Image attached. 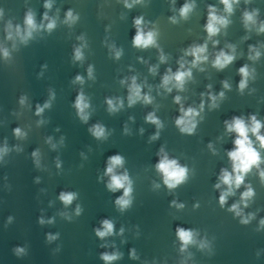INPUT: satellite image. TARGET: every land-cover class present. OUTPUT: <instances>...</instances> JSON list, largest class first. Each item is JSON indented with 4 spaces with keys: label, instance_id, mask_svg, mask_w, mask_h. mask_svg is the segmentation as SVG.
Listing matches in <instances>:
<instances>
[{
    "label": "water",
    "instance_id": "95a60500",
    "mask_svg": "<svg viewBox=\"0 0 264 264\" xmlns=\"http://www.w3.org/2000/svg\"><path fill=\"white\" fill-rule=\"evenodd\" d=\"M185 2L195 4L186 20L179 16ZM45 3H50L51 8L46 9ZM128 3L133 5L131 9L124 6V0H0V148L8 149L0 159V264H105L100 259L102 252L122 254L112 264H264V226L260 224L264 220V181L260 177V171H264V148L251 133L249 137L261 156L259 167L253 166L246 174L244 183L228 196L224 207L219 204V195L227 186L214 187L221 169L232 171L227 152L234 148L236 134L227 132L224 121L241 116L248 122L250 115H256L264 124V32H258L264 22V0H239L233 4L231 15L224 11L220 0ZM209 5L216 8L217 15L230 21L211 40L204 27ZM69 9L79 17L71 25L65 23ZM29 10L36 24L45 27L33 31L23 43L15 26L19 25L23 32ZM253 10H258L256 23L246 28L243 13ZM45 13L56 21L51 32L46 29ZM138 16L144 18L145 31L158 32L159 48L133 47V20ZM173 16L177 23L170 21ZM9 22L13 25L12 39L7 38ZM213 41L218 43L214 46ZM205 42L209 59L191 69L192 77L186 80L183 91L173 88L169 93L160 87L167 69L175 72L179 67L177 61L184 50ZM113 45L122 50L119 59L115 58ZM229 45L234 47L236 58L223 70H217L212 66L215 54L221 49L233 54ZM250 46L260 52L258 59H249L254 55ZM75 47H81V61L74 60ZM4 49L10 54L7 59ZM161 51L167 57L164 63L159 59ZM184 59L189 62L186 67H190L193 58ZM245 64L254 70V78L249 79L241 94L238 70ZM89 65L93 66L94 79L88 78ZM153 66L157 69L155 74L149 71ZM77 74L84 77L83 84L72 83ZM132 76L142 86V95L153 98L151 104L141 101L128 106ZM121 80L126 83L122 85ZM223 81L229 83L230 89L223 87ZM50 90L55 94L51 107L37 116L36 105L43 106L50 99ZM80 91L90 104L86 124L73 107ZM221 91L225 96L218 98L219 107L210 108L208 93L218 96ZM176 96L181 97L185 108L199 110L201 100L204 101L193 135L181 134L175 125L180 114V105L174 102ZM106 97L119 98L123 108L110 114ZM149 112H155L163 124L154 141L150 137L157 128L145 122ZM96 123L105 127L106 139L98 140L89 133L88 129ZM16 127L25 133L21 138L13 134ZM161 147L170 159L189 169L186 182L172 191L155 168ZM34 151L39 153V166L32 156ZM115 154L125 160L117 173L126 170L133 182L132 204L123 212L114 203L122 190L110 192L106 188L107 176L98 180L103 176L107 158ZM248 186L254 196L247 207H240L245 217L251 214L252 218L242 224L241 217L228 208L240 203ZM61 191L75 192L77 198L65 207L59 200ZM173 200L184 207L170 206ZM195 204L199 207L194 208ZM77 205L82 208L79 216ZM62 214L72 219H65ZM40 217L53 223L41 225ZM103 219L114 223V234L101 240L94 229L101 226ZM177 227L195 230L197 244H190L181 252ZM121 228L123 234H119ZM57 233V239L47 240L48 234ZM201 241L207 246L200 248ZM16 247L25 248L26 254L15 255ZM133 249L137 259L130 256Z\"/></svg>",
    "mask_w": 264,
    "mask_h": 264
},
{
    "label": "clouds",
    "instance_id": "9594fccd",
    "mask_svg": "<svg viewBox=\"0 0 264 264\" xmlns=\"http://www.w3.org/2000/svg\"><path fill=\"white\" fill-rule=\"evenodd\" d=\"M136 3L141 2V0H135ZM220 2L224 5V11L229 15L233 12V4L238 3L239 0H220ZM124 6L126 8L131 9L133 7L132 4L128 3V0H124ZM44 7L46 9L51 8L50 3H45ZM195 8L194 3L185 2L179 9V16L181 19H187L189 14ZM258 14V10H253L252 12L245 11L243 13V19L245 27L248 28L250 24L254 25L256 23V16ZM2 15V12H0ZM79 17L74 15L73 11L69 9L66 12L65 23L69 25L73 24L78 20ZM44 20H47L48 23L46 25V29L51 32L56 27L55 19H51L48 17L47 13L44 14ZM170 21L172 23H177L176 17H170ZM230 21L226 16L217 15V10L214 6L209 5L208 7V15H207V22L205 24V31L207 32L208 39L211 40L212 37L218 35L221 31V28H226ZM25 29L21 30L20 26H15V33L20 38L21 42L26 43L28 39L32 37L33 31L38 30V28H43L45 25H37L34 19L33 13L29 10L24 19ZM144 18L143 16L135 17L133 20V26L135 28V34L132 39V45L138 49H147L149 47H157L159 45L157 43V36L158 32L156 30H148L145 31L144 29ZM12 29L13 25L9 22L6 26L7 31V38L12 39ZM258 32H264V22H261ZM78 39H83V37H78ZM218 43L217 41H213V44ZM114 49V45L112 46ZM232 48V53L229 54L224 50H220L215 54V58L212 61V66L217 70H223L228 65H230L235 60V49L233 46L229 45ZM115 58L119 59L122 55V50L114 49ZM250 52L254 53V55H250L249 59L255 60L260 57V52L250 46ZM207 53V42L204 44H193L189 46L186 50H184L183 56L177 61L179 67L175 72L172 71L171 68H168L166 73L162 76L161 85L160 87L164 88L167 92H171L173 88L177 90L183 91L184 85L186 80L191 79L192 77V68L199 67L200 64L207 62L209 57ZM3 55L7 59L9 58L10 54L7 49L3 50ZM191 56L193 59L190 62V67H186V64L189 62L184 59V57ZM83 59V52L81 47H75L74 49V60L81 61ZM160 62H166L167 57L161 51L160 54ZM156 67L153 66L149 69V71L153 74L156 72ZM203 68H200V71H203ZM239 75L241 79L238 84V89L241 94H243L244 90L248 86V81L250 78H254V70L249 69V66L245 64L244 66L239 68ZM94 69L92 65H89L87 69V75L89 79H94L93 75ZM131 83L128 85V92L129 95L127 97L128 106L132 107L137 102H143L144 104H151L153 98L149 94L142 95V86L136 82V77L132 76ZM84 77L77 74L72 81V83H80L83 84ZM120 83L123 85L126 83V80H121ZM223 87L225 89H230V85L227 81L222 82ZM211 88V85L208 86ZM54 93L50 90V99L45 101L43 106L40 104L36 105V112L37 116H40L45 109L51 107V100L54 99ZM203 93L201 96L203 97ZM225 93L221 91L218 96L213 95L211 92L208 93V99L211 101L209 107L210 108H217L219 107L217 100L218 98H224ZM25 102V97L20 98V103L23 105ZM174 102L180 105L179 108V115L175 119V125L178 128L179 132L183 135H193L197 128V117H200V113L204 109V101L201 100L199 110L195 107H187L185 108L181 103V97L176 96L174 97ZM105 103L107 104V110L110 114L118 112L121 108H123V101L119 98H105ZM73 107L76 109L77 115L81 122L87 123L90 118V113L87 111L90 108V104L88 102L87 97L80 91L77 93L75 97V101ZM130 119H132L130 117ZM145 122L151 123L156 126L157 132L150 137V141L157 140L159 138L160 132L159 130L163 128V124L160 119L155 115V112H149L145 116ZM38 123H43L40 121ZM225 127L227 132L235 133V139L233 141L234 148L227 152V155L232 163V171L229 172L227 169H221L220 175L218 177V183L214 185L216 189H221L222 185H226L227 189L222 190L219 195V204L221 207L227 202V198L230 195L234 194V189H239L240 186L245 181V176L250 172L253 166L259 167L261 162L260 153L256 150L253 146V141L249 137V133L255 136L256 140L259 142L260 147L264 148V135H261V129L264 127V124L261 123L260 120L257 119L256 115H250L248 118V122L241 116H233L231 120L224 121ZM89 133L96 139H106L107 133L105 127L100 124L96 123L92 125L88 129ZM143 133V129L140 130ZM125 134H128L129 129L127 126L124 128ZM13 134L17 138H21L25 135L19 127L13 129ZM48 142L51 143V138H48ZM61 143H63V138H61ZM55 148V145H52ZM208 147L211 149L212 145L209 144ZM8 151L7 147L0 148V159L3 158V155L6 154ZM159 160L156 163L155 168L158 173L162 175L163 184L170 190H175L178 186L185 183L188 178L189 169L187 166H182L176 159H170L167 153L165 152L164 148L161 147L159 152L157 153ZM32 156L36 159V164L39 166L38 151H34ZM125 163L124 157L115 154L110 155L106 161V167L103 173V176L98 177V180H103L104 176L108 177V181L106 183V188L112 192L116 193L119 190H122L123 194L118 196L115 199V205L121 212L128 209L132 204V192H133V182L129 177L128 172L125 170L122 174L117 173L118 168H122ZM57 167H60L59 161H57ZM261 180L264 181V171H260ZM37 182L39 179L37 178ZM155 187H159V185H155ZM254 196V191L251 186L247 187V190L241 194L240 203H233L228 211L233 212L236 216L241 217L240 222L242 224L249 223L250 219L252 218L251 214L247 217L243 215V211L240 207V204H243L244 207L248 206V200ZM77 198V193L75 192H65L61 191L59 193V200L64 204L65 207L71 205L73 201ZM170 206L176 207L177 209H182L184 205L182 203H177L176 200L171 201ZM195 207H199V204H195ZM82 212V208L80 205L76 207V215L79 216ZM65 216V219L71 220L72 218L67 214H62ZM9 222H11L12 217L8 218ZM38 223L43 225L45 223H53V220L49 219L45 221L43 217L38 219ZM101 226L94 229L95 235L104 240L106 237L111 236L114 234V223L109 219H103L100 222ZM261 226H264V220L260 221ZM124 229H120L119 234H123ZM197 233L193 229H186L184 227H177L176 228V236L178 240L181 242L180 251L183 252L187 249L190 244H197V240L195 239ZM59 233L56 235H47V240L49 242L57 239ZM206 243L201 241L199 242V247L204 248L206 247ZM101 247H105V245H101ZM15 255L22 256L26 254V250L23 247H16L13 249ZM122 254L118 252H102L100 254V259H102L105 264H112L113 261L120 259ZM130 256L133 259H137L138 257L135 254V250H131Z\"/></svg>",
    "mask_w": 264,
    "mask_h": 264
}]
</instances>
